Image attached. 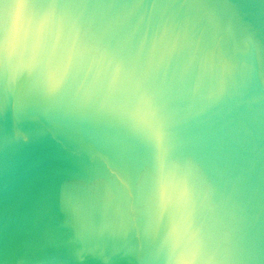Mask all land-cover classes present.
Wrapping results in <instances>:
<instances>
[{
  "label": "water",
  "instance_id": "obj_1",
  "mask_svg": "<svg viewBox=\"0 0 264 264\" xmlns=\"http://www.w3.org/2000/svg\"><path fill=\"white\" fill-rule=\"evenodd\" d=\"M16 12L0 0V264H264V0Z\"/></svg>",
  "mask_w": 264,
  "mask_h": 264
},
{
  "label": "snow or ice",
  "instance_id": "obj_2",
  "mask_svg": "<svg viewBox=\"0 0 264 264\" xmlns=\"http://www.w3.org/2000/svg\"><path fill=\"white\" fill-rule=\"evenodd\" d=\"M26 0H17V12H16V24L20 23L21 19V9L23 8ZM53 87H56L55 81L53 80Z\"/></svg>",
  "mask_w": 264,
  "mask_h": 264
}]
</instances>
